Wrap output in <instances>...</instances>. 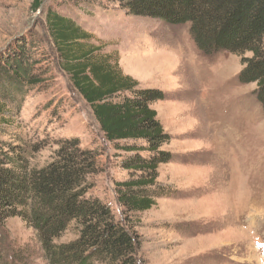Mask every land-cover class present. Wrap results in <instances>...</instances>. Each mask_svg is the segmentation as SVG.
I'll list each match as a JSON object with an SVG mask.
<instances>
[{"label": "rangeland", "instance_id": "obj_1", "mask_svg": "<svg viewBox=\"0 0 264 264\" xmlns=\"http://www.w3.org/2000/svg\"><path fill=\"white\" fill-rule=\"evenodd\" d=\"M87 2L44 0L33 12L31 0H0V54L22 41L40 74L48 71L43 83L7 100L0 138L20 146L30 168L49 162L63 138L96 148L98 169L88 177L87 196L105 200L119 216L113 179L126 175L119 152L59 68L44 31V10L57 5L123 73L165 94L151 105L170 136L162 148L174 157L158 168L155 204L137 214L141 264H262L263 242L255 240L264 241V112L255 83L239 79L242 58L226 50L202 53L188 24L130 16L111 0ZM2 230L0 264H50L36 231L18 217ZM72 237L68 231L56 242Z\"/></svg>", "mask_w": 264, "mask_h": 264}, {"label": "trees", "instance_id": "obj_2", "mask_svg": "<svg viewBox=\"0 0 264 264\" xmlns=\"http://www.w3.org/2000/svg\"><path fill=\"white\" fill-rule=\"evenodd\" d=\"M43 1L31 0V10L39 11ZM111 1L130 16L188 24L194 45L207 54L226 50L239 55L244 64L239 79L255 83L264 112V0ZM44 29L59 68L119 152L126 175L113 179V191L120 212L117 216L108 202L87 196L88 177L98 169L96 148L81 146L76 137L63 138L49 162L30 168L24 150L0 138V249L5 221L18 217L36 231L50 264H141L137 214L155 204L158 168L174 157L162 148L170 136L151 105L165 94L142 88L123 73L117 59L94 45L91 34L57 5L44 10ZM33 54L22 41L0 54V136L8 126L7 100L15 101L24 88L43 83L42 75L48 74L36 69ZM68 231L73 237L57 243Z\"/></svg>", "mask_w": 264, "mask_h": 264}]
</instances>
